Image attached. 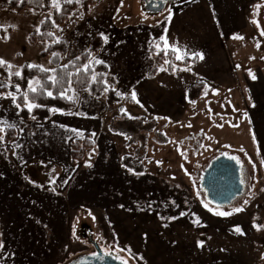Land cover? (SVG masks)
<instances>
[{
    "label": "rangeland",
    "instance_id": "rangeland-1",
    "mask_svg": "<svg viewBox=\"0 0 264 264\" xmlns=\"http://www.w3.org/2000/svg\"><path fill=\"white\" fill-rule=\"evenodd\" d=\"M83 1L72 0L76 7L55 28L56 38L69 44L61 65L88 51L94 37L103 33L108 43L91 56L108 67L107 85L123 99L134 91L138 103L123 100L110 106L106 92L96 98L89 91L74 90L77 98L70 112L57 111L38 122L23 120L20 112L16 116L18 110L10 100L0 99V119L23 121L15 129V140L0 145V243L4 244L0 256L7 245L4 225L12 229L10 236L21 240L20 247L14 244L12 249L18 252L13 259L22 264H69L96 251L90 238L103 252L118 255L127 264H264L262 167L255 156L242 152L241 145L215 146L214 117L188 101L189 78L207 80L212 62L170 73L165 61L157 63L156 54V45L163 47L161 37L192 57L223 46L226 55L220 68L226 82H237L238 69L261 77L264 73L258 75L256 69L262 66L259 59L264 64V0L252 4L243 0L240 6L235 5L241 0H221L223 5L192 0L161 14L143 9L141 0H95L86 13ZM59 3L61 9L66 2ZM59 10L18 12L0 4V30L7 32L8 41L0 37V58L13 65V73L21 72L25 64L56 69L50 57L40 55L48 43L31 44L29 35ZM248 47L245 62L229 59ZM155 68L157 79L149 76ZM0 82L12 84L1 77ZM129 116L139 122L126 123ZM244 123L249 131L245 147L255 152L256 135ZM224 130H219L223 136L219 140L236 141L240 132ZM86 135L93 147L83 161L73 162L71 142ZM17 142L22 148L13 147ZM221 155L239 160L246 184L244 195L233 204H209L213 211L232 213L226 217L213 215L203 206L208 202L201 188L205 170ZM125 162L141 164L142 175L128 171ZM197 218L199 224L194 223ZM83 225L91 230L90 237L82 235ZM237 227L243 235L234 231Z\"/></svg>",
    "mask_w": 264,
    "mask_h": 264
},
{
    "label": "trees",
    "instance_id": "trees-1",
    "mask_svg": "<svg viewBox=\"0 0 264 264\" xmlns=\"http://www.w3.org/2000/svg\"><path fill=\"white\" fill-rule=\"evenodd\" d=\"M95 3V0H84L82 2L83 9L86 13H89L90 6ZM0 4L9 7L18 12H22L24 10H33L39 13H47L52 9L51 0H0ZM76 3H64L59 11H55L52 19H45L39 28V31L32 32L29 35V42L31 44H37L39 42L48 43V47L44 50L40 55L43 58L50 57L51 64L56 67V72L54 73L58 78L63 79L64 87H67L68 79L72 81V87L76 92H85L89 91L92 96L96 98H100L104 92L107 94V104L110 106L121 103L125 100L128 103H132V97L128 96L126 99H123L119 95H117V91L108 86L106 90V73L108 72V67L105 64H99L96 68H92L89 64L90 57L88 55L89 52H99L103 47V41L100 35L94 37L91 42L90 49L83 53L79 59L74 58L67 65L62 66L61 63L64 57L68 54L69 44L66 40H58L54 34L55 28L57 25L64 24L72 11L76 7ZM51 32L52 35L49 36L48 33ZM0 37L6 41L5 37H7V32L4 30H0ZM154 52V49L152 50ZM53 53H57L56 56H53ZM165 60L168 61V71L170 73L179 72L182 67H188L192 64H197L199 62V58L197 56L193 58H185L183 60H177L176 54L169 51L168 55L165 56L162 51L157 57V63L162 64ZM89 65L88 70L85 71L84 65ZM157 68L153 69L150 73V77L153 78L157 74ZM22 78L12 76L11 82L13 85L19 84L22 91H27V83L29 79L38 78L42 84H46V91H52L55 99L41 97L37 99V103L42 105L41 107L34 110V112L30 115L26 109L20 111V117L28 121L32 119V116H35V120L38 122H45L51 118L52 112L49 111L50 108H57L61 112H70L75 103L69 101L67 99L60 98V87H53L51 82L47 79L52 73L49 71L47 73L40 72L37 67L30 68L28 64H25L22 71ZM96 75V80H92V76ZM0 77L8 80V70L5 67H0ZM206 84L204 82H197L191 85L188 89V100L193 103L195 102L202 93L206 90ZM8 91L7 87H0V95L5 94ZM30 95H32L30 93ZM19 96V95H18ZM18 102L22 104V97ZM23 107V104H22ZM125 119H127L125 117ZM138 123L137 119H127L126 123ZM157 123L152 122V126H156ZM145 128L144 126L142 127ZM122 133H127L121 131ZM5 135L6 141H12L16 138V130H8ZM93 147V144L90 140V137L86 135L81 139H76L71 142V157L73 162H81L85 158L87 152ZM141 161L140 159L138 160ZM125 167L128 169H132L136 173L143 172V166L141 164H133L130 162H125Z\"/></svg>",
    "mask_w": 264,
    "mask_h": 264
},
{
    "label": "crops",
    "instance_id": "crops-1",
    "mask_svg": "<svg viewBox=\"0 0 264 264\" xmlns=\"http://www.w3.org/2000/svg\"><path fill=\"white\" fill-rule=\"evenodd\" d=\"M242 1L243 0H241V2L235 6H240ZM220 2L221 0H215L216 4L219 5L226 4L224 2L221 3ZM248 2L250 4L253 3L252 0L251 1L246 0L244 4ZM224 36H228V35H224ZM155 39L156 38H154L153 41L159 40L158 38L156 40ZM249 49H251V47H248L247 50L241 48L242 53H240L237 58L234 59L233 57L229 56V59L232 60V62L236 60L245 62L246 58H244L243 55H245ZM202 53H203L202 54L203 59L201 60L199 56H197L199 58V62L196 65H200V64L203 65L205 64V61L208 63L212 62L213 68L212 67L208 68L211 73V76L205 81L200 80V78H189V83L187 84V94L189 87L193 85L191 83L195 81L204 82L207 87L206 90L202 93V95L195 102L191 104H195L197 110L203 113L204 115L209 117L211 116L212 118L214 117L215 126L213 127L211 137L216 142V144H214L215 146L219 147V145L221 146L228 144V145L240 147L241 145L242 148L241 147L240 148L244 150L242 152H245L251 156L256 157L258 164L262 167V173L264 174V75H262L261 77L255 76V74L250 71L251 74L256 77L255 79H252V76L249 75L250 72L246 70L242 71L241 69H238L237 75H239V77L237 82L228 81L230 82V85L228 86L229 83L226 82L224 79V77L226 76L224 75V73L221 72V68H220L221 63L225 61L224 56L226 55L223 46L218 47L215 45V47L211 48L210 53H208V51L205 49L203 50ZM188 55H190V53L184 55L181 60L185 58H193L192 56H188ZM258 64L262 65L261 68L256 69L259 75L261 70L264 73L263 59L262 61L259 59ZM189 67H191V65L188 67H182L179 70V72H181L182 69ZM167 70H168V65H167ZM211 70L213 72H211ZM243 77H244V81H241V78L243 79ZM230 88L231 90L229 92L228 90ZM235 91L237 93H235ZM232 96L235 97L234 100H232ZM221 102L224 103L222 104ZM228 108H230V110H228ZM246 121L247 123H249L248 128L249 129L251 128V131H254L256 135L257 148L255 152L245 147V145L249 144L248 142L249 138L247 140V137H249V131L246 130L244 123ZM219 128L222 129V131L225 129L226 131L228 130L232 132L234 131L240 132L239 134L236 135L237 142L232 141L230 139L219 140L223 137L220 135L222 131H219L220 130ZM1 229H5V230L7 229L8 237L6 239L7 241L6 249H4L3 254L0 256V264H22L18 258H16L15 260L13 259V256L16 257L14 254L17 255L18 252L13 251L12 249L14 244H17L18 247H20L21 240L19 238H14L12 234H11L12 236H10L9 230L12 229H8L7 227L5 228L4 225L3 227H1ZM9 237L12 238L13 241ZM31 264H34V262H32Z\"/></svg>",
    "mask_w": 264,
    "mask_h": 264
},
{
    "label": "snow or ice",
    "instance_id": "snow-or-ice-1",
    "mask_svg": "<svg viewBox=\"0 0 264 264\" xmlns=\"http://www.w3.org/2000/svg\"><path fill=\"white\" fill-rule=\"evenodd\" d=\"M9 2H11V0H9ZM65 2L66 3H72V0H65ZM51 6L53 8H55V9L59 10L60 9L59 0H51ZM257 8H259V5H257ZM169 11H171V10H169ZM256 14L258 15V12ZM168 19L170 20V16L168 17ZM253 22L257 23V26L259 27V24H258L257 21H253ZM0 27H2V26H0ZM37 31H39V29H37ZM48 35L51 36L52 33L49 32ZM261 35H264V32H261ZM100 36H101V39H102L103 43L107 44L108 43V39H109L108 36L104 35L103 33H100ZM5 39H7V37H5ZM233 39H243V37L234 36ZM161 40H162V43H163V47L161 48V46L159 44L156 45V48H157V53L156 54L157 55H159V53L161 51H163L164 55L167 56L169 51H171L172 53L176 54V59L177 60H181L184 55H187L186 52L185 53H181V50L179 48L169 45L168 40L166 39V37H161ZM56 55H57V53H53V56H56ZM88 55L90 57L89 63H92V62H94L95 64H103L104 63V61L99 60V59H95L94 57H92L91 56V52H89ZM197 55L199 56V58L201 60L203 59V55L202 54H200V53L194 54V56H197ZM77 59H79V57H77ZM165 63H168V61L165 60ZM5 66H6L7 70H8V80L9 81L11 80V77L13 75L16 76V77L22 78V73L20 71H16L15 73H13L11 71L13 65L8 63L4 59L0 58V67H5ZM29 67L30 68L37 67L39 69V71L43 72V73H47L49 71H51L53 73L56 72V69L49 70V69L43 68L42 66L29 65ZM88 67H89V65H87V64L84 65L85 71L88 70ZM161 70L163 71V69H161ZM249 75L252 76V79L256 78L254 75L251 74V72L249 73ZM91 78H92L93 81H95L96 80V75H93ZM47 79L51 82V85L53 87H56V86L60 87V93H59L60 98L67 99L69 101L75 102L77 97H76L75 91H74V89L72 87L71 79H68L67 87H64L63 79L62 78H58L55 74L49 76ZM105 85H106V90H107L108 85H107L106 81H105ZM0 87H14L15 88L14 92L9 91V92H7L4 95H0V99L10 100L12 106H14V108L18 110L15 113L16 116H19V112L23 111L24 109H26L27 112L31 115L34 112L35 109H37V108L42 106V105H40L39 103L36 102L37 99H39L41 97H45L46 96L47 98H52V99L56 98L52 91H46L45 90L47 85L46 84H42L41 81L38 80V79H35V80L34 79H29L28 80L27 91H22L21 87L19 86V84H16L15 86H13L11 83L5 84L4 82H0ZM30 93L32 95H30ZM68 93H72V95H68ZM17 94H19V96ZM117 95H120V93H117ZM131 96H132V100L136 101L138 103L137 98H136V93L134 91L132 92ZM21 97H22L23 107H22L21 102H18V100H20ZM49 111L52 112V113H56L59 110L57 108L53 107V108H50ZM121 111L125 112L126 110L122 109ZM61 114H64V113H61ZM68 114H71V113H68ZM129 118L131 119L132 117L129 116ZM32 119L35 120V116L34 115L32 116ZM20 123H23V121L22 120H20V121L9 120L7 118L0 119V145L5 143V135L4 134H6V132L8 130L17 129ZM189 127H191V125H189ZM68 130L72 131V132H75L77 135H82L81 133L77 132L76 129H68ZM19 131L23 132V129L19 128ZM32 135H34V133H32ZM93 135H95V133H93ZM13 147L16 148V149H20V148H22V145L17 142V143H15L13 145ZM18 159L23 161V157L22 156H18ZM227 159L234 160L237 163H239V160H237V158L234 157V156H229V157H227ZM85 167H92V165L91 164H86ZM51 171L54 173L55 172V168H53ZM128 171L132 172L134 175H142V173H135L132 169H128ZM241 182L243 183V181H241ZM29 183H31V181H29ZM51 183L54 184L55 183V179H51ZM64 183H67V181H64ZM51 191L54 192L55 188H52ZM245 203H247V201H245ZM209 204H211V201H209L208 203H204L203 206L209 212H212L213 215L221 216V217H226V216H231L232 215L231 212L213 211V209L211 207H209ZM149 206H151V205H149ZM121 207H123V205H121ZM234 211L235 212H240V211H243V209L242 208H235ZM181 215H183V213ZM199 222H200L199 218H197L194 221V223H196V224H199ZM165 226H167V225H165ZM253 227H256L257 230H260L259 225H253ZM234 231L239 233L240 235L244 234L243 231L239 227L235 228ZM97 239L99 240V237ZM199 246L203 247L202 242L199 244ZM3 248H4V244L0 243V249H3ZM116 251L120 252V251H124V249L117 248ZM127 251L131 255V250L128 249ZM105 255L111 256V253L110 252H106ZM112 258L115 259V260H121V257H119L118 255L117 256H112ZM81 264H83V262H81ZM121 264H127V261L121 260Z\"/></svg>",
    "mask_w": 264,
    "mask_h": 264
},
{
    "label": "water",
    "instance_id": "water-1",
    "mask_svg": "<svg viewBox=\"0 0 264 264\" xmlns=\"http://www.w3.org/2000/svg\"><path fill=\"white\" fill-rule=\"evenodd\" d=\"M228 156L221 155L211 161L205 170L201 188L204 191L207 202L218 207L229 206L246 191V184L242 177V166L234 160L227 159ZM243 181V183L241 182ZM88 226L83 225L82 230L86 231ZM91 230L89 229L90 233ZM91 241L92 238L90 239ZM98 253L95 256H83L75 259L69 264H121L96 246Z\"/></svg>",
    "mask_w": 264,
    "mask_h": 264
},
{
    "label": "flooded vegetation",
    "instance_id": "flooded-vegetation-1",
    "mask_svg": "<svg viewBox=\"0 0 264 264\" xmlns=\"http://www.w3.org/2000/svg\"><path fill=\"white\" fill-rule=\"evenodd\" d=\"M191 1L192 0H141V3L143 6V9H145L147 11H151L153 14H155V13L161 14V13H164V12L169 11V10H171L169 12H173L180 5L189 3ZM243 180H244V178H243ZM88 232H89V229H86V231L82 230V235H84L86 237H90L91 234H89ZM91 242L93 243L96 251L94 253H92L91 255H87V256H95L98 253L97 248H96L97 244L93 241H91ZM111 254L113 256H116L113 253H111Z\"/></svg>",
    "mask_w": 264,
    "mask_h": 264
}]
</instances>
